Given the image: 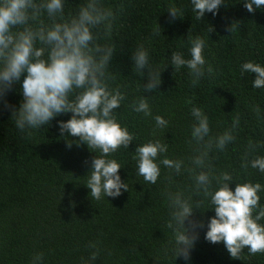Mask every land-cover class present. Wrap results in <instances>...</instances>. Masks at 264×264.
I'll list each match as a JSON object with an SVG mask.
<instances>
[{"label":"trees","instance_id":"trees-1","mask_svg":"<svg viewBox=\"0 0 264 264\" xmlns=\"http://www.w3.org/2000/svg\"><path fill=\"white\" fill-rule=\"evenodd\" d=\"M110 4L122 9L113 33L117 47L110 67L119 73L116 83L126 88L129 99L141 94L138 86L148 79L133 72L132 52L139 43L149 47L153 63L163 70L171 50L188 55L190 34L205 38L212 73L193 85L187 68L175 72L168 64L157 90L144 95L152 96L153 114L170 119L165 138L171 145V157L189 154L193 105L204 108L213 133L230 127L238 116V139L215 162L220 168L239 171L240 155L248 142L264 141V89L253 88L255 73L240 75L243 62L264 63V8L249 12L243 0H225L215 15L206 12L197 21L187 0H110ZM170 5L184 8V16L173 17L167 11ZM159 27L161 34L153 36ZM210 27L213 30L207 32ZM21 101L18 84L0 98V264H30L33 254L40 252L44 253L43 264H82V258L94 250L89 247L92 242H98L101 249L94 264H264V254L248 255L245 249L241 259L233 258L223 242L205 239L207 222L215 215L212 209H196L189 218L205 224L196 230L199 235L189 258L165 256L166 234L161 225L166 182L151 185L137 177L131 154L137 142L149 137L154 121L123 113L139 137L128 150L114 154L125 164L119 172L129 190L96 201L83 183L96 153L86 143L77 144L78 137L62 135L59 130L58 121L69 119L71 113L25 136L12 120ZM258 152L264 155V148ZM247 176L264 183V175L255 169L250 168ZM231 187L235 188V182Z\"/></svg>","mask_w":264,"mask_h":264},{"label":"clouds","instance_id":"clouds-1","mask_svg":"<svg viewBox=\"0 0 264 264\" xmlns=\"http://www.w3.org/2000/svg\"><path fill=\"white\" fill-rule=\"evenodd\" d=\"M187 2L199 21L206 12L215 15L225 0ZM243 2L249 12L264 8V0ZM167 11L173 17H183L185 12L175 5ZM121 12L110 0H80L78 4L73 0H0V98L19 85L22 101L12 113L16 128L31 136L54 118L71 113L69 119L58 121L59 130L62 135L78 137L77 144L86 143L96 153L83 183L91 198L99 201L129 190L119 172L125 164L114 154L128 150L139 137L130 130L123 113L154 121L149 137L137 142L131 154L137 177L151 185L158 180L166 182V213L161 225L166 234L162 245L165 256L189 258L199 235L196 230L205 227L203 221L189 219L196 209L214 210L205 239L223 242L231 257L241 259L245 249L248 255L264 254V183L247 176L250 168L264 175V155L258 152L264 141L248 142L240 155L239 171L218 167L215 161L238 139L240 119L234 117L230 127L213 133L209 115L203 107L193 105L189 154L171 157V145L165 138L170 119L153 114L152 96L144 95L157 90L168 64L175 72L187 68L193 85L212 73L205 56V38L190 34L188 55L171 50L163 70L153 63L149 47L139 43L132 52L133 72L148 79L138 86L141 94L129 99L126 88L116 83L119 73L110 67L117 47L113 33ZM212 30L210 27L207 32ZM160 34V27L153 30V36ZM246 72L256 74L254 89H264V63L245 61L240 75ZM256 111L260 112L259 106ZM68 143L71 147L72 141ZM89 247L94 250L87 259L82 258V264H94L100 255L98 242ZM43 262L44 253L40 252L33 254L30 264Z\"/></svg>","mask_w":264,"mask_h":264}]
</instances>
